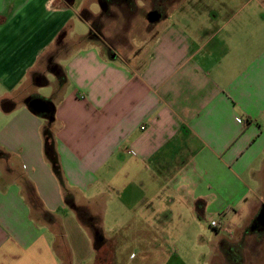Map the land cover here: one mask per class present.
Wrapping results in <instances>:
<instances>
[{"label":"crops","instance_id":"1","mask_svg":"<svg viewBox=\"0 0 264 264\" xmlns=\"http://www.w3.org/2000/svg\"><path fill=\"white\" fill-rule=\"evenodd\" d=\"M76 2L0 0V264H262L264 0H179L132 60ZM231 210L247 226L207 234Z\"/></svg>","mask_w":264,"mask_h":264},{"label":"rangeland","instance_id":"2","mask_svg":"<svg viewBox=\"0 0 264 264\" xmlns=\"http://www.w3.org/2000/svg\"><path fill=\"white\" fill-rule=\"evenodd\" d=\"M178 1L179 0H109L108 9L103 11L99 0H77L75 7L80 10L83 5L86 4L92 12H97V14L94 15L88 11L89 13H87V15L90 16L89 14H92L90 23L97 32L101 33L102 40L108 44V49L110 46L113 50L121 53L122 57L126 60H132L140 56L141 53L146 52L152 37L157 31L156 27L162 23H150L147 19L148 12L156 6L160 8L163 14H168L172 11L174 3ZM221 1L223 0H208V4L211 5L208 10L205 9V6H197L196 9L198 11H204L209 15H214L216 13L219 15L220 10L215 7L214 4L216 2L220 3ZM198 5L201 4L198 3ZM211 9H213L214 12H210L209 10ZM83 11H87V9L82 10V12ZM74 20L77 25L76 28L72 30V34L76 32L88 33L90 31L89 25L82 23L77 15H75ZM48 78H54L50 72L48 73ZM39 90L41 97H48L51 95L50 86H41ZM216 219H222V221L229 223L234 228V234L240 232L246 225L245 220H242L239 213H236L234 210L230 211L229 217L227 216L225 218L224 215L222 217H216ZM203 224L207 234L215 233V228L212 227L206 219L203 220ZM254 224L255 226H252L253 230H256L255 228H258L257 231L264 230L263 227H259L257 219L254 221ZM219 231L228 236L226 232L222 230ZM104 252H106V249ZM262 260L264 261V256ZM262 264H264V262H262Z\"/></svg>","mask_w":264,"mask_h":264},{"label":"trees","instance_id":"3","mask_svg":"<svg viewBox=\"0 0 264 264\" xmlns=\"http://www.w3.org/2000/svg\"><path fill=\"white\" fill-rule=\"evenodd\" d=\"M87 13H89L88 10L87 11H83L82 12V17L84 19H88L90 21V17H92V14H89L90 16H88ZM48 104L50 105V112L47 113V114H39V115H44L45 117H49V118L54 116V114H53V105H52L51 102H48ZM45 149H46L47 155L52 159V161L54 163V166H55V168L57 170L58 169L57 155H56V150H55L54 143L52 141L51 132H50L49 129L46 130ZM76 212H77L79 218L82 221H84V223L90 224V225H92L94 227V229H95V231H94V245H95L96 250L98 251V256H99L101 251H102V249L104 248V246L106 245V242H107V240H106V238L104 236L103 230L98 225H96V218L93 215L90 214L89 210L86 207H83V206L76 207ZM256 219H257V223L259 224V227H263L264 228V226H262L261 223L258 221V218H256ZM253 226H255V224ZM251 229H253V227H251ZM231 254L232 253L228 254L229 258L231 257ZM235 255H237V253ZM237 258L238 259H237L236 263H241L243 261L242 254L241 255L239 254L237 256Z\"/></svg>","mask_w":264,"mask_h":264},{"label":"water","instance_id":"4","mask_svg":"<svg viewBox=\"0 0 264 264\" xmlns=\"http://www.w3.org/2000/svg\"><path fill=\"white\" fill-rule=\"evenodd\" d=\"M102 10L106 11L108 9V3L106 1L100 2ZM161 13L157 10H151L147 14V19L150 23H155L161 19ZM25 103L38 114H47L50 112V105L48 102L40 97L29 96L26 98ZM49 120H54L53 117H47ZM258 221L264 226V205L262 206L261 214L258 216Z\"/></svg>","mask_w":264,"mask_h":264},{"label":"built area","instance_id":"5","mask_svg":"<svg viewBox=\"0 0 264 264\" xmlns=\"http://www.w3.org/2000/svg\"><path fill=\"white\" fill-rule=\"evenodd\" d=\"M211 226L217 230H222L228 234L229 237H233L234 228L227 222L222 220L213 219L211 220Z\"/></svg>","mask_w":264,"mask_h":264},{"label":"flooded vegetation","instance_id":"6","mask_svg":"<svg viewBox=\"0 0 264 264\" xmlns=\"http://www.w3.org/2000/svg\"><path fill=\"white\" fill-rule=\"evenodd\" d=\"M103 1H106L107 3H109V0H103ZM152 10H157V11H159L160 13H161V15H163V12L160 10V8H158V7H154ZM262 210H260V212H261ZM262 225V224H261ZM263 226V225H262Z\"/></svg>","mask_w":264,"mask_h":264}]
</instances>
